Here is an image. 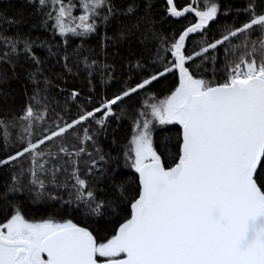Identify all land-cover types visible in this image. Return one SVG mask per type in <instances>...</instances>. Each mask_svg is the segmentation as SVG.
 <instances>
[{"label":"snow or ice","instance_id":"6c2138e0","mask_svg":"<svg viewBox=\"0 0 264 264\" xmlns=\"http://www.w3.org/2000/svg\"><path fill=\"white\" fill-rule=\"evenodd\" d=\"M29 3L63 40L0 30V84L32 86L0 112V264H264V0H165L192 17L170 34L148 0ZM18 193L64 214L29 219Z\"/></svg>","mask_w":264,"mask_h":264},{"label":"trees","instance_id":"16d2710c","mask_svg":"<svg viewBox=\"0 0 264 264\" xmlns=\"http://www.w3.org/2000/svg\"><path fill=\"white\" fill-rule=\"evenodd\" d=\"M149 3L155 5L153 8L154 12V19L156 21L155 27L158 31L164 34H170L174 32L177 29L181 28V25H186L189 20L192 19L191 15H187V19L184 18H176L171 17L166 13V5L165 0H148ZM176 2L180 5H183L186 0H176ZM190 2V0H188ZM233 3L235 6H240L241 0H233ZM0 12H3L5 16L9 19H15L18 21H24L20 24H8L6 22L0 21V30L4 31V34H13L17 31L28 33L30 32L31 36L37 39V44H39V41L41 39H49L52 44H56L58 40L62 41L63 38L59 37L58 34L56 36H53L52 31L49 28H43V27H30L33 24H37L39 17L35 16L33 14L32 7L29 3V0H0ZM223 19V18H221ZM229 21L231 20V16L227 18ZM194 22V21H193ZM212 28H216V24H212ZM71 37V34H68ZM84 43L86 47H94L97 43L96 37L89 36L87 38H84L83 41L79 37H71L70 43L73 47L80 43ZM37 54L41 57H45L48 55L47 49L43 47H37L36 49ZM53 51L55 52L56 49L53 48ZM110 62V61H109ZM49 63H55L54 57H49ZM56 71H59V68L56 69ZM169 79H173V77H169ZM55 83V81H54ZM65 84L69 87L76 86V87H82L80 82L74 81L71 77L67 79ZM65 86V85H62ZM112 87H115L113 84ZM25 91H27L28 95L32 94V86L31 84L26 82L25 79V73L21 72V78L20 79H10L6 84H0V112L5 111H17L20 109L23 103L26 102V97L24 96ZM55 91V89H54ZM109 91H111V88H109ZM60 99H63V97H60ZM129 121L123 120L119 122V124L113 120L110 122L107 135H101L100 137V146L102 147L103 151L105 153H111L112 155L116 154V146L113 145V137L121 140V144L124 143V141L121 139L125 135L130 136V128H129ZM168 128L172 129L173 134L176 131V128H172V126H166ZM113 129H116L115 132H113ZM158 135L157 134H154ZM89 149L91 150V144H88ZM168 150L170 153H174L177 149L175 147V141L173 140L168 147ZM121 169L125 173H127L129 176L132 175V172L134 170H130L123 166V160L120 161ZM97 176H99V173H97ZM91 179V178H89ZM9 180V174L7 170H0V193L4 191L5 182ZM94 182V181H93ZM100 187H103V185H99ZM51 191V189H50ZM10 194V198H11ZM16 197L18 200H20L24 205V211L25 215L29 219H43L48 218L49 216L59 212L60 215L57 216L59 219L60 216H63V210L60 208L59 205L53 207L51 201L46 200H40V201H33L31 196H25L24 193H18L16 194ZM65 198L67 196L65 195ZM75 207V205H73ZM65 218H71L74 220V222H79L80 220H83L84 218L80 216L76 212H72L70 215L66 216ZM3 221V216H0V222Z\"/></svg>","mask_w":264,"mask_h":264}]
</instances>
